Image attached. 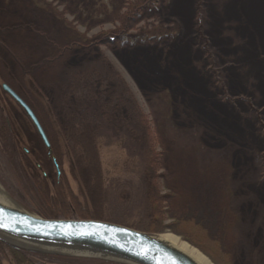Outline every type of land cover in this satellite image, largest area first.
Returning a JSON list of instances; mask_svg holds the SVG:
<instances>
[{"label":"rangeland","instance_id":"rangeland-1","mask_svg":"<svg viewBox=\"0 0 264 264\" xmlns=\"http://www.w3.org/2000/svg\"><path fill=\"white\" fill-rule=\"evenodd\" d=\"M94 102L76 136L69 116ZM0 112L15 146L0 141V188L25 211L158 233L146 195L214 264H264V0H0Z\"/></svg>","mask_w":264,"mask_h":264},{"label":"water","instance_id":"water-1","mask_svg":"<svg viewBox=\"0 0 264 264\" xmlns=\"http://www.w3.org/2000/svg\"><path fill=\"white\" fill-rule=\"evenodd\" d=\"M47 142L24 103L5 85ZM10 200V199H9ZM0 242L15 248L114 261L122 264H198L158 233L93 219H48L0 196Z\"/></svg>","mask_w":264,"mask_h":264},{"label":"trees","instance_id":"trees-1","mask_svg":"<svg viewBox=\"0 0 264 264\" xmlns=\"http://www.w3.org/2000/svg\"><path fill=\"white\" fill-rule=\"evenodd\" d=\"M69 38L70 37H68L66 39V41H63V43L61 44L65 50H68L71 46V45H67V44H74L75 43L74 39H72V38L69 39ZM101 73H104V74H101ZM96 74H97L96 76L105 75L104 79H103V85L105 87H107V85L110 83L111 84L115 83V85L118 88H120L118 90L115 89V94L113 95L114 96L113 100L115 101L116 104L119 105V103H118L119 101H122V102H124V100L130 101L128 89L123 85V81L120 79L119 75L113 71L112 68H106V70L104 69L103 72L98 71V72H96ZM119 84L122 88L119 86ZM121 89L123 90V92H121ZM31 92H32L34 97H36L37 99L39 98V96L36 95L37 91L31 90ZM113 93H114V91H113ZM121 98H123L124 100ZM89 106L91 107V114L92 113H95V114L98 113L99 115H102L103 111H102V109H100V106L96 102H94L93 104L89 103ZM88 111H89V109H88ZM94 115L92 114V116L89 119H85L86 117L82 118L78 114L75 116L70 115L69 116V127L76 129V132H75L76 136L84 134L88 127L95 124V120L93 119ZM91 133H92L93 137L96 136V133L94 132V130ZM55 134H56V140L58 143V149L57 150L59 151V153L61 155L69 156L72 159H74V158L80 159L81 158V160H83V161L87 160L86 156H85L87 153L84 150L83 145H81L80 143H76L75 146H72V143L74 142V140L67 138L65 135H61L59 133L58 129H55ZM0 141L4 144V146L8 147L9 149H12V151L15 152V150H14L15 146H14V144H12L14 142H12V138L10 136V131H9L7 119H6V117L3 116V114L1 112H0ZM47 148H48L47 150H49V152H48L49 156L54 155L56 150L54 148L52 149L51 145L49 147L47 146ZM81 163H83V162H81ZM144 197H145V200H144L145 205L147 204L146 207L150 208L146 212H149V210H150V213L153 212L152 214L149 213V216H147V220L145 221L146 225H149L150 221H152L154 227L151 229L153 231H160L162 229L169 228V229L175 231L176 233H179L183 238H185V240L191 242V238L188 237V235L184 234V232H182V233L179 232L176 228L173 227V226H178V225L180 226L182 223H186L185 220H183L182 218H178V219H173L171 223H164V219L161 218V214H160L159 209H158V204H156V202L152 201L151 199L149 200L146 197V195ZM40 214L43 216H46L47 211L41 210ZM202 229L205 232H207L206 229H204V228H202ZM140 230L141 231L142 230L147 231V230H149V228L147 226H143L140 228ZM42 258L61 259V260H65L67 262L72 261V262H79V263H86V264H91V263L92 264H122V263H118V262H114V261H108V260H102V259H96V258L59 255V254H46V253H41V252L11 247V246H8V245L0 242V264H3V261L5 259H8V261L11 264H36V260L42 259Z\"/></svg>","mask_w":264,"mask_h":264},{"label":"bare ground","instance_id":"bare-ground-1","mask_svg":"<svg viewBox=\"0 0 264 264\" xmlns=\"http://www.w3.org/2000/svg\"><path fill=\"white\" fill-rule=\"evenodd\" d=\"M0 196L8 202L11 201L9 200V198H7V196L4 194L1 188H0ZM172 232L176 233L175 231L169 228L162 229L158 231V236L161 239L171 243L172 245L176 246L177 248L188 254L198 264H214L205 254H203L200 250H198L193 245H191L186 240H184V238L180 234L178 233L174 234Z\"/></svg>","mask_w":264,"mask_h":264}]
</instances>
